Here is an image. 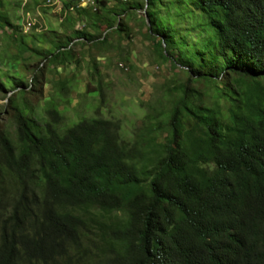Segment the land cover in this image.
I'll return each instance as SVG.
<instances>
[{
  "label": "trees",
  "instance_id": "1",
  "mask_svg": "<svg viewBox=\"0 0 264 264\" xmlns=\"http://www.w3.org/2000/svg\"><path fill=\"white\" fill-rule=\"evenodd\" d=\"M127 2L96 0L93 10L68 0V33L19 47L66 66L75 45L127 31L118 16L141 9L157 59L186 78L166 107L146 103L126 136L101 110L95 62L97 84L85 92L99 104L63 131L26 98L41 94L43 75L0 72V93L11 91L0 124V264H264V0ZM73 88L60 81L54 95L69 102Z\"/></svg>",
  "mask_w": 264,
  "mask_h": 264
},
{
  "label": "rangeland",
  "instance_id": "2",
  "mask_svg": "<svg viewBox=\"0 0 264 264\" xmlns=\"http://www.w3.org/2000/svg\"><path fill=\"white\" fill-rule=\"evenodd\" d=\"M67 1L1 0L0 13L5 14L17 27L15 32L11 24L0 20L2 78L19 76L31 82L34 73L43 75L45 83L40 86L41 94L27 91L26 98L37 116L63 131L81 116L92 115L93 109L99 104V96L96 93L85 92L87 85L93 87L97 84L96 79L90 76V66L95 62L101 73L104 91L101 110L107 117L119 118L123 131L128 136L132 127L140 123L146 103L151 102L154 109L166 107L186 76L169 62H160L157 59L153 43L146 36L141 9H130L118 16L126 23L127 31L121 34L111 33L102 43L91 41L84 45H75L74 58L66 66H63L62 58L58 59L57 66L48 64L39 55L22 51L19 41L31 47H39L44 44L38 42L37 35H49L54 31L59 36L69 32L70 25L65 21L68 13L64 10V3ZM127 1L130 0H110L109 5L123 6L124 3H129ZM109 24L110 22L105 20L100 25V30H104ZM81 27L90 33L93 32L90 27L75 22L74 28ZM181 27L184 29V25ZM107 31L103 32V36ZM188 33L197 37L195 32ZM10 35H14L17 41L10 38ZM60 81H68V85L74 87L69 94V102H62L54 95ZM197 87L207 88L202 81L197 83ZM10 93L11 91L0 93V124L3 125L9 124L4 109Z\"/></svg>",
  "mask_w": 264,
  "mask_h": 264
},
{
  "label": "built area",
  "instance_id": "3",
  "mask_svg": "<svg viewBox=\"0 0 264 264\" xmlns=\"http://www.w3.org/2000/svg\"><path fill=\"white\" fill-rule=\"evenodd\" d=\"M96 0H79V5L95 9Z\"/></svg>",
  "mask_w": 264,
  "mask_h": 264
},
{
  "label": "water",
  "instance_id": "4",
  "mask_svg": "<svg viewBox=\"0 0 264 264\" xmlns=\"http://www.w3.org/2000/svg\"><path fill=\"white\" fill-rule=\"evenodd\" d=\"M146 8V4H145V6H144V9ZM143 12H144V10H143ZM145 19H146V22L148 23V20H147V16H146V14H145Z\"/></svg>",
  "mask_w": 264,
  "mask_h": 264
}]
</instances>
